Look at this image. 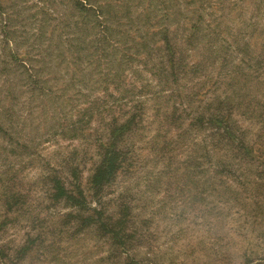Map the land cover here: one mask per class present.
I'll list each match as a JSON object with an SVG mask.
<instances>
[{"label":"rangeland","instance_id":"374dc122","mask_svg":"<svg viewBox=\"0 0 264 264\" xmlns=\"http://www.w3.org/2000/svg\"><path fill=\"white\" fill-rule=\"evenodd\" d=\"M0 1L8 7L4 14L0 13V28L3 18L8 16L9 20L12 12L10 24L18 31L13 34V41L22 35L19 44L11 41L8 48L15 49L18 56L26 53L28 61L44 70V78H52L49 81L53 89L70 87L60 101L37 103L15 86L20 78L17 70L8 76L1 75L2 84L4 77L13 79L3 84V88H11L18 96L14 100L13 121L7 118L5 121L18 125V116L24 128L21 139L31 141L37 150L31 156L6 157L0 152V190L8 187L23 191L29 204L26 211L36 213L45 203L50 204V210L64 213L69 211L66 205L43 199L49 190L45 179L49 167L58 166L59 161L73 152V159L80 163V182L90 196L88 179L93 164L100 158L96 146L105 139L111 112L103 118L94 116L82 126L84 136L74 139L62 138L61 134L54 136L51 128L55 124L49 121L50 116L58 117L57 123L74 122L83 108L88 107L86 97L88 100L104 97L102 89L106 83L98 73H93L89 80L85 74L89 71L77 72L78 66L71 60L73 55L66 49L63 56H60L62 49L58 53V36L70 31L71 13L76 14L72 0ZM150 1L153 7L144 11ZM159 1H113L120 11L127 10L131 19L140 21L138 29L132 26L133 22L123 26L128 30L125 42L130 46L128 52L134 51L132 45L137 44L140 34L157 31L161 21H168L169 35L182 42L177 53L184 56L188 66L195 62L199 66L196 72H185L189 74L187 77L165 83L153 75V70L143 68L145 54L134 60L131 67H121L123 70L116 79L122 89L135 93L134 99L140 101L143 115L134 132L125 136L127 164L104 188L105 202L112 209L120 203V195L131 202L135 227L144 235L136 247L145 264H264V0H203L207 2L199 6L203 21L214 28L218 24V28L214 31L210 27L196 33L194 38L186 22L190 9L180 7L175 13L177 18L171 14L164 20L163 15L170 12H161ZM189 6L192 8L193 4ZM41 27L43 33L39 34L36 31ZM3 34L0 30V59L4 50L8 54L7 46L1 42ZM37 34L39 39H35ZM66 43L61 46L67 48ZM82 77L88 82L81 84ZM111 81L108 90L112 96L107 103L114 110L111 97L116 95V88ZM155 91V95L149 94ZM4 104L8 106L10 102ZM41 106L47 114L41 112ZM218 108L229 113L233 120L227 126L246 140L252 157L236 155L228 142L219 148L213 145L212 151L208 142L204 152L202 134L192 129L190 118L196 111ZM174 110L185 116L170 122L167 116ZM118 111L116 107L115 113ZM227 163L229 168L224 166ZM222 166L224 172H219ZM2 215L0 207V219ZM27 216L20 215L17 221L2 228L0 241L10 245L23 241L30 220ZM67 235L60 238V247L66 250L68 263H106V259H99L108 255L109 246L95 230L78 232L71 240ZM42 256L44 259L40 261H28L54 264L50 263L49 255ZM28 261L21 264H29Z\"/></svg>","mask_w":264,"mask_h":264},{"label":"trees","instance_id":"16d2710c","mask_svg":"<svg viewBox=\"0 0 264 264\" xmlns=\"http://www.w3.org/2000/svg\"><path fill=\"white\" fill-rule=\"evenodd\" d=\"M113 1L116 2V0H72L73 10L76 11V14L75 12L71 13L70 24L68 25L70 31L59 34L58 39L61 44L57 40L58 53H61L62 49V54L59 55L63 56L65 49L69 51L73 55L72 63L78 66L77 72L89 71L85 73L89 80L93 73H98L106 83L104 89H102L105 92L104 97L91 98L90 100L86 97L88 102L86 106L88 107L83 108V112L74 122L68 124L57 123L58 117L52 115L49 120L55 124L51 128L54 129V136L61 134L62 138L74 139L78 135L84 136V133H81V128L83 125L89 124L94 116L103 118V115L111 112L105 139H101V142L96 146L100 158L93 164L88 179V190H91L92 194L87 195L80 182V163H76L73 159V152H70L65 160L63 158L59 161L58 166L49 167L50 173L45 178L48 181L49 190L43 197L52 204L63 203L69 208V211L63 213L53 209L50 210V204L47 206L45 203L36 213L26 211L29 204L23 191H15L8 187L2 188L0 190V207L3 210V215L0 219V231L10 222L17 221L20 215L26 216L27 214L29 215L27 218L30 220H28V230L24 233L23 241L13 245L0 241V264H21L25 260L37 262L44 259L42 255H49L50 263L70 264L65 259L66 250L64 251L60 247V238L68 234L67 239L71 240L78 232L90 229L95 230L98 235L102 236L109 246L108 255L99 259V261L107 260L103 264H145V260L137 251L138 247H136L144 239V235L135 227L131 202L128 199L123 200L125 197L120 193L121 197L119 199L121 201L112 209L105 202L103 194L104 188L115 180L118 173L124 168V164H127L125 136L128 134V137L129 133L134 132L137 128L136 122L139 123L143 115L140 101L137 98L134 99L133 95L135 93L128 92L131 90L122 89L116 77L123 70H121V67L124 69L131 67L132 62L143 54L146 56L143 60V68L146 66V70H153V75L159 76L163 83L187 77L189 74L185 72H190V70L196 72L199 64L195 62L190 67L184 56L177 53V51H180L178 49H180V43L182 42L179 38L169 35L168 21H161L160 29L157 31H145V33L140 34L137 44L133 43L132 45L135 46L134 51L129 53L130 46L125 43L128 30L123 26L133 22L132 26L138 29L139 25L137 24L140 21L131 19L129 11H120ZM159 2L161 12H170L163 15L164 20L167 15L170 18L169 15L171 14L176 15L177 18L178 14L175 13L179 11L180 7L184 6V8L190 9L188 11L189 15H186V22L190 25L191 38L192 36L194 38L196 33H201V31L211 27L209 23L203 21L202 10L199 9V6L207 4L206 1L183 0V3H180L178 0H160ZM196 3L199 4L194 7ZM190 4H193L192 8H190ZM152 7L150 1L147 7L145 6L143 9L148 11ZM6 8L8 7L0 1L1 14L5 13L4 9ZM154 8H157V5ZM9 15V20L8 16L3 18L2 27L0 28L1 32L4 33L1 42L7 48L9 43L13 41V34L18 32L17 27L14 28L10 24L12 12ZM181 18L184 19L185 17ZM217 25L215 24V28L211 27V29L216 31ZM151 26L153 25L151 24L150 28H152ZM42 29L43 27L37 29L36 32L41 34L43 33ZM54 29L52 28L51 33L55 31ZM155 35L158 38H155ZM36 38L39 39L38 34L35 36ZM191 38L186 39V41L189 42ZM21 40L22 35L20 34L13 42L19 44ZM65 41L67 42L65 46L67 48L62 47ZM15 51V49L9 47L7 54L4 50L3 57L0 59V77L1 75L8 76L12 70H17L20 78L15 86L19 91H22L21 93L28 94V98L37 103H42L43 100L54 101V99L60 101L62 97H66L65 92L70 87L53 89V85L49 81L52 78H44L42 73L44 70L28 61L26 53L18 56ZM7 56L10 57V60H7ZM115 70L116 72H114ZM12 80V78L4 77L3 84ZM82 81L81 84H84L88 82V79L82 77ZM110 81L114 82L116 88L114 90L116 95L111 97L114 99L112 103L114 110L112 105L107 103L109 102L108 98L112 96L108 90ZM3 84L0 83V91L2 92V97H0V141L2 142L0 152L6 157L11 154L19 156L36 154L37 147L32 145L31 141L21 139L24 136L21 135L24 128H22L23 125L19 124L20 119L18 116L16 120L18 125H12L5 121V118L12 120V111L15 110L14 102L18 96L16 95L17 92L10 91L11 88H3ZM140 88L142 89L143 86L141 85ZM149 94L151 96L155 95L156 91ZM6 101L10 102L8 106L4 104ZM218 101L220 104L224 103L221 100ZM116 107L120 110L118 113H115ZM219 109L222 110V108H218L214 111H196L190 118L189 124L192 129L202 134V141H204L202 149L204 152L208 148V142L212 146L211 151L214 147L219 148L221 144L228 142L236 155L244 158L252 157V150L246 140L234 134L233 128L227 126L233 120H230L229 113L222 112ZM40 110L42 113L45 112L44 114L48 113L42 106ZM175 112L176 110L167 116L170 122H174L173 119L177 120V118L185 116L182 113L177 115ZM120 119L123 120L118 123ZM50 131H46V134L47 132L52 134ZM201 131H206V133ZM213 145L216 146L213 147ZM224 166L230 167L228 163ZM224 166L221 167L219 172H224L222 171ZM228 170L226 169V172ZM68 229L69 231H67ZM28 262L32 264L30 261Z\"/></svg>","mask_w":264,"mask_h":264}]
</instances>
